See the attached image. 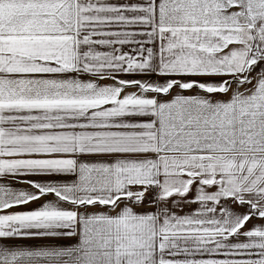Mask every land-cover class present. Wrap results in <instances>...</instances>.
<instances>
[{
  "label": "snow or ice",
  "instance_id": "obj_1",
  "mask_svg": "<svg viewBox=\"0 0 264 264\" xmlns=\"http://www.w3.org/2000/svg\"><path fill=\"white\" fill-rule=\"evenodd\" d=\"M0 264H264V0H0Z\"/></svg>",
  "mask_w": 264,
  "mask_h": 264
}]
</instances>
